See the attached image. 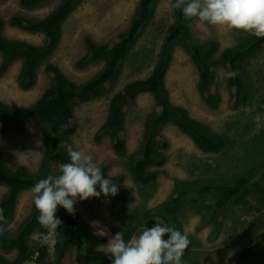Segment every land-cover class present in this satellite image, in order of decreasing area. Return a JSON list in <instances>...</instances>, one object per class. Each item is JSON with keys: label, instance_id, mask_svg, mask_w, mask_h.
Here are the masks:
<instances>
[{"label": "rangeland", "instance_id": "1", "mask_svg": "<svg viewBox=\"0 0 264 264\" xmlns=\"http://www.w3.org/2000/svg\"><path fill=\"white\" fill-rule=\"evenodd\" d=\"M142 0H82L63 24V35L58 49L39 68L38 81L29 90L24 89L19 75L23 65L21 59L14 62L7 71L0 73V100L16 109H22L36 102L52 84L46 74L48 64L59 66L77 83H84L100 74L106 66L105 59H93L88 54L86 38L96 45H105L125 32L136 16ZM175 0H158L151 17L143 27L136 43L121 63L116 79L107 92L74 108L78 121L76 133L62 138L64 151L71 146L94 158L101 171L111 178L123 177L129 188L131 200L126 201L123 191L117 198L130 211L137 213L138 227L132 238L143 228L153 227L159 220L172 227L164 219L162 208L181 189L191 194L179 215V231L189 240L185 250L184 264H237L242 253L252 243L255 249L244 264H264V167L250 187L246 200L230 202L220 211V229L211 220L216 198L212 195L198 196L192 191L201 185H231L245 173L254 157L264 156V48H259L241 60L243 70L244 98L237 105L228 83V70L223 62L215 68L219 80L216 90L220 97L217 108H211L200 94L201 75L191 54L181 44L171 50V63L166 77L165 92L174 105L185 108L191 118L206 125L215 135L224 140L221 149L204 152L176 125L170 123L159 129L167 146L159 147L166 161L155 168L156 179L143 183L130 171L133 156L142 146L150 126V119L158 108L157 98L151 92L138 96L126 119V151H114L111 138L104 128L117 94L131 82L150 76L159 59L163 42L177 21ZM60 0H42L33 8L22 6L21 0H0V17L6 24L3 34L13 40L43 46V33H29L10 24L14 16H24L39 21L50 15ZM193 32L202 42L214 41L219 49L217 59L227 49H236L242 40L252 34L232 30L226 26L193 21ZM2 53L0 52V67ZM261 116L260 121L256 120ZM48 127L32 120L24 129H15L8 134L0 133V150L13 169L25 166L31 173H39L46 153ZM69 156V155H68ZM57 173V166L51 168L49 176ZM196 182V183H192ZM7 186L0 185V200L7 192ZM97 190L99 188L97 187ZM32 188L24 190L18 199L16 215L5 230L12 235L19 233L31 214L34 202ZM125 197V198H124ZM76 208L91 232L107 238L108 242L120 232L118 221L109 213L105 197H91L78 201ZM56 216L61 220L58 207ZM54 232H37L33 244L49 240L48 261H55ZM121 233V232H120ZM131 238V239H132ZM167 234L164 239H167ZM107 242V243H108ZM105 245L96 248L99 256L109 261ZM0 253L9 260L16 251ZM71 264H83L73 254Z\"/></svg>", "mask_w": 264, "mask_h": 264}, {"label": "trees", "instance_id": "2", "mask_svg": "<svg viewBox=\"0 0 264 264\" xmlns=\"http://www.w3.org/2000/svg\"><path fill=\"white\" fill-rule=\"evenodd\" d=\"M42 0H21L25 8H33ZM82 0H60V4L50 15L42 20L35 21L24 16H14L10 24L29 33H43L46 37L45 44L41 46L29 44L24 41L7 38L3 34L6 24L0 17V52L2 64L0 73L21 59L23 65L19 79L24 89L29 90L38 81L40 65L58 49L63 35V24ZM158 0H142L136 16L129 28L112 39L105 45H96L90 38H86L89 56L93 59H105L106 66L103 71L93 79L84 83L71 80L64 71L55 64H48L46 74L52 80V84L45 90L43 95L33 104L22 109H16L0 100V133L8 134L15 129L22 130L27 123L37 120L48 127V140L46 153L39 173H31L25 166L13 169L6 161L0 150V185L7 186V192L0 200V250L4 252L16 251L14 259L9 260L0 253V264H71L73 254L82 260L83 264H110V261L102 259L96 252V248L107 244L106 237L91 232L89 226L80 216L76 205L75 214H69L65 209L62 211V224L54 232L55 261H48L49 240L44 239L41 243H34L32 237L37 232L48 233L37 222L39 212L34 202L32 211L25 221L21 231L16 235L5 230L15 215L20 194L27 189L33 188L41 179L47 178L51 168L70 162L68 154L63 149L62 138L72 136L78 129V121L74 108L87 103L101 93L111 89L118 74L121 63L134 46L143 27L148 23L154 4ZM176 9L177 21L169 30L160 52L159 59L150 76L144 80H138L126 85L120 91L109 112L104 128L109 134L113 149L122 154L126 151V119L131 108L135 105L139 95L151 92L155 95L158 108L150 119V126L143 140L142 146L133 156L130 165L131 173L141 182L148 183L156 179L155 168H160L166 161L159 147L167 146L159 129L167 124H174L182 132L187 134L195 144L204 152H215L222 148L224 140L215 135L206 125L194 120L188 111L174 105L166 94L164 88L166 77L171 63V50L181 44L191 54L193 61L199 69L201 79L199 83L200 94L204 97L211 108H217L220 97L216 90L218 74L215 68L223 62L228 70V83L234 97L235 105L240 98H244L243 70L240 63L251 52L264 48V37L252 35L239 44L236 49H227L220 59L216 53L219 46L216 42H202L193 32L195 18L185 19L180 9ZM234 74V75H233ZM264 167V156H256L252 164L246 168L231 185H201L194 187L192 191L198 196L212 195L216 198L214 213L211 220L220 229V211L230 202L239 203L246 200L250 194V187ZM102 172L113 183L118 184L119 192L115 197H105V204L109 213L118 221L123 239L127 242L138 227L137 213L130 211L124 204L119 203L117 198L121 192L127 194L125 200L130 201L129 188L123 183V177L111 178ZM196 183V182H192ZM191 183L187 189H181L177 196L173 197L162 208L164 219L179 230V215L183 205L191 194ZM255 243H252L242 253L237 264H244L252 256Z\"/></svg>", "mask_w": 264, "mask_h": 264}, {"label": "clouds", "instance_id": "3", "mask_svg": "<svg viewBox=\"0 0 264 264\" xmlns=\"http://www.w3.org/2000/svg\"><path fill=\"white\" fill-rule=\"evenodd\" d=\"M173 6L182 11L185 19L196 18L201 23L264 37V0H175ZM261 119L259 115L256 117L257 121ZM68 155L70 162L59 165L60 175L43 178L32 188L34 205L39 212L37 222L50 232L62 224L56 216L58 207L75 214L74 205L78 201L101 195L115 197L119 192L118 184L104 175L91 155L71 146ZM157 221L127 242L117 232L103 250L110 264H184L183 257L190 243L188 237ZM166 234L168 238L164 239Z\"/></svg>", "mask_w": 264, "mask_h": 264}]
</instances>
